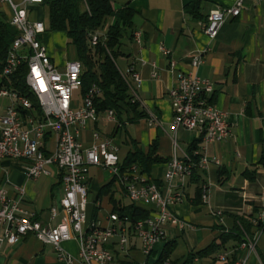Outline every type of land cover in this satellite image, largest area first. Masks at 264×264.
<instances>
[{"label":"crops","instance_id":"crops-1","mask_svg":"<svg viewBox=\"0 0 264 264\" xmlns=\"http://www.w3.org/2000/svg\"><path fill=\"white\" fill-rule=\"evenodd\" d=\"M110 1L114 10L128 6L134 11L132 25L122 39L124 55L120 58L125 65L120 70L128 78L133 100L139 103V111L146 116L131 123L126 114L119 118L114 110L99 112L97 122L78 131L79 140L85 149L94 143L95 134L110 140L122 165L132 150V140L145 154L157 141V155L167 161L153 165L149 174L142 175L155 183L164 196L178 193L183 196L169 210L184 226L181 228L166 223L165 240L157 245L158 249L156 246L155 260L146 259L140 241L132 237L129 255L124 258L119 254V258L128 264H156L166 244L175 242L172 260L182 264L190 254L207 249L221 237L223 230H233L236 219L253 217L255 225L261 223V229L253 228L250 233L261 231V235L257 253L250 256L249 264H264V166L258 164L264 145V1L247 3L239 17L227 20L215 39H210L204 33L209 14L231 8L235 0ZM14 2L19 9L27 11L31 22L45 25L41 39L52 63L64 72L67 63L77 60L78 56L73 46L74 55L69 51L61 53L60 33L66 37L67 34L50 31L48 7L44 4L24 5L23 0ZM189 5L198 7L197 18L187 8ZM12 14L10 5L0 4V15L8 22ZM47 32L51 34L47 36ZM135 34H139V41ZM197 57H202L203 64L193 69L192 61ZM130 66L140 74L141 83H136L128 75ZM190 73L213 83V102L228 115L230 137L226 141L206 146L199 131L173 130L169 91L176 86L180 75ZM77 94L81 100L76 99ZM82 97L81 91L75 93V107L82 105ZM10 105V99L0 97V117L6 114ZM109 111L115 113L116 121L109 119ZM34 114L38 116L40 112L35 110ZM45 142L48 153L56 151L55 135L48 134ZM194 142L199 145L196 153L210 159L206 170L200 169L197 173L201 175L199 180L188 179L184 185L177 180L168 181L166 175L170 160L174 155L182 160L188 157L189 148ZM175 145L178 146L177 150ZM49 172L50 175L29 179L22 162L2 160L0 191L9 199L19 202L23 212L53 228L64 219L62 212L55 219L50 215V209L58 207L64 196V186L56 167H50ZM204 184L209 188V197L205 203L197 204L196 192ZM113 201L120 207L134 204L145 210L149 217L158 210L153 204L132 202L124 186L109 169L91 167L87 223L110 226L109 217L114 213ZM3 229L0 225V234ZM117 244L118 238H114L109 249L118 252ZM234 246L236 243L229 242L227 248L230 250ZM63 247L68 254L78 257L79 246L75 240L65 242ZM238 255L244 256L245 251L239 250ZM197 258L200 264H211L210 259ZM0 264L66 263L58 260L51 246L43 245L34 236L28 235L15 245L1 246ZM74 264L81 263L77 261Z\"/></svg>","mask_w":264,"mask_h":264},{"label":"built area","instance_id":"built-area-1","mask_svg":"<svg viewBox=\"0 0 264 264\" xmlns=\"http://www.w3.org/2000/svg\"><path fill=\"white\" fill-rule=\"evenodd\" d=\"M44 1L23 0V3L33 5L43 4ZM262 1L264 0H235L231 8L212 11L204 26L205 35L215 39L227 20L239 17L247 3ZM0 4L12 7L13 14L9 23L19 34L9 50L2 77H11L23 64L26 65L27 81L30 86H34V93L30 94H39L42 101V109L37 116L29 98L12 89L0 87V97L11 101L6 114L0 117V161L15 159L22 162L29 179L50 175L49 168L56 167L64 186V196L60 199L59 206L50 209L52 219L60 212L64 219L53 228L23 212L19 202L9 199L0 191V225L4 227L0 234V250L4 244L15 245L24 237L32 235L43 245L51 246L56 251L58 260L66 264L77 261L81 264H128L119 258V254L124 258L129 255L132 237L140 241L144 257L152 258L156 246L165 240L166 223L170 222L181 228L184 226L169 210L171 205L183 199L182 193L164 196L155 183L143 177L136 165L122 171L120 157L112 142L99 134L94 135V143L90 147H83L78 131L98 121L99 113L95 103L102 95L100 88L92 85L86 92V100H82L80 107H75V93L83 89L80 86V74L83 73L81 62L71 60L64 72L59 71L41 39L46 30L45 25L42 22H31L27 11L19 9L14 0H0ZM135 38L139 41V34H135ZM92 44H98L97 35L92 37ZM202 64V57H197L193 59L191 67L198 69ZM127 73L136 83H141L140 74L133 66L129 67ZM214 91V85L209 80L191 73L180 75L176 86L169 91L173 130L199 131L206 146L226 141L230 137L228 115L215 106ZM109 119L116 121L113 111H109ZM48 134L57 137L55 152L48 153L46 150L45 140ZM177 149L178 146L175 145V150ZM27 157H37V165L27 164ZM209 163L210 159L206 155L201 156L198 162L189 157L182 160L174 155L169 162L166 179L177 180L184 185L193 175L194 169L206 170ZM95 166L109 169L124 186L132 202L156 205L157 212L152 217L136 222L113 213L109 217L110 226L101 227L96 222L92 241H84L83 232L88 219L89 172ZM20 192L23 194L22 190ZM208 197L206 189L203 194L204 202ZM223 232L230 233L228 229ZM240 234L239 246L220 253L219 263L230 262L237 251L243 250L245 255L238 256L232 264H249L250 256L257 253L261 231L251 234L242 230ZM114 238H118V252L109 249ZM72 240L79 246L77 258L68 254L63 247L65 242ZM195 264H200L197 257Z\"/></svg>","mask_w":264,"mask_h":264},{"label":"trees","instance_id":"trees-1","mask_svg":"<svg viewBox=\"0 0 264 264\" xmlns=\"http://www.w3.org/2000/svg\"><path fill=\"white\" fill-rule=\"evenodd\" d=\"M43 4L49 9L50 31L67 34L70 40L69 45L76 49L77 60L83 65L81 94H86L92 85H97L102 93L95 103L98 113L114 110L119 118L122 114H126L131 123L145 118V113L138 109L139 103L137 100H133L128 78L121 73L118 66L119 58L124 55L122 39L132 25L134 11L128 6L114 10L110 0H45ZM187 8L196 18L198 17L197 6L189 5ZM99 31H104V34L99 37L98 44L91 48L89 41L92 35L99 33ZM18 35V31L10 25L4 16L0 15V77H2L9 50ZM0 86L12 89L29 98L33 104V110L40 111L37 101L26 87V65L23 64L11 77H2ZM130 143L132 150L121 167L122 171L136 165L141 174H149L153 165L167 161V159L157 155V141L153 143L147 154L143 152L135 140ZM198 149L197 142H194L189 148L190 155L188 157L196 162L201 157L200 154L196 153ZM258 164L264 166V145ZM199 171L198 168L194 169L193 175L189 179L199 180L201 176L197 174ZM248 177L253 179V177ZM206 189L208 191L209 188L207 184H204L197 190L195 196L197 204L205 203L203 194ZM114 213L120 217H128L131 222L149 217L145 210L136 207L134 204L120 207L114 203ZM253 228L261 229V223L255 225L253 217L236 219L234 229H228L229 234L223 232L221 237L216 239L207 249L197 254H190L182 264H193L197 256L201 259H210L211 264H221L218 261V255L228 250V243H236L233 249L237 248L241 242V231L250 233ZM174 248L175 242H168L156 264H165L166 262H169L168 264H180L179 261L172 260ZM238 254L239 251L226 264H232L238 258Z\"/></svg>","mask_w":264,"mask_h":264},{"label":"bare ground","instance_id":"bare-ground-1","mask_svg":"<svg viewBox=\"0 0 264 264\" xmlns=\"http://www.w3.org/2000/svg\"><path fill=\"white\" fill-rule=\"evenodd\" d=\"M81 75L82 74H80V86L83 87V81H82ZM26 87L28 88L30 93H34V86H30L29 85V82L27 81V74H26ZM32 96L37 101V103L39 105V108H40V111H41V109H42V101L40 99V95L39 94H32ZM82 96H83L82 100H86V94H84ZM30 105H33L31 101H30ZM32 109H33V106H32ZM27 162L30 165H37V157H27ZM95 227H96V223L93 222L91 224H88L87 220H86V222H85V232H83V240L84 241H92V237L94 236ZM193 264H195V260H194Z\"/></svg>","mask_w":264,"mask_h":264},{"label":"rangeland","instance_id":"rangeland-1","mask_svg":"<svg viewBox=\"0 0 264 264\" xmlns=\"http://www.w3.org/2000/svg\"><path fill=\"white\" fill-rule=\"evenodd\" d=\"M48 34H47V36H49L51 33L50 32H47ZM61 34V37H60V50H61V53L62 54H64V53H66L67 51H69L71 54H75V51H74V48L71 46V45H69V43H70V40L66 37V35H64L63 33H60ZM103 34H104V31H99V33H97V34H93L92 35V37L94 36V35H97L98 36V42H99V37H101V36H103ZM90 47L92 48H94L95 46L92 44V38L90 39ZM118 65L120 66V69L122 68H124V65H125V61H123L121 58L119 59V61H118ZM76 99L77 100H81V97H80V95H76ZM2 101L3 102H5L6 100H4V99H2ZM160 246V245H159ZM157 249H158V246H157ZM155 258H156V256L155 255H153L152 256V258H151V260H155Z\"/></svg>","mask_w":264,"mask_h":264}]
</instances>
